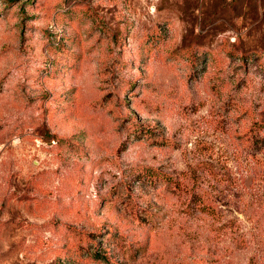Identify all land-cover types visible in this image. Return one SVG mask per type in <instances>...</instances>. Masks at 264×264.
<instances>
[{
	"label": "rangeland",
	"instance_id": "obj_1",
	"mask_svg": "<svg viewBox=\"0 0 264 264\" xmlns=\"http://www.w3.org/2000/svg\"><path fill=\"white\" fill-rule=\"evenodd\" d=\"M255 122L264 0H0V264H264Z\"/></svg>",
	"mask_w": 264,
	"mask_h": 264
},
{
	"label": "trees",
	"instance_id": "obj_2",
	"mask_svg": "<svg viewBox=\"0 0 264 264\" xmlns=\"http://www.w3.org/2000/svg\"><path fill=\"white\" fill-rule=\"evenodd\" d=\"M264 122H255L251 131L252 143L255 146H264Z\"/></svg>",
	"mask_w": 264,
	"mask_h": 264
}]
</instances>
